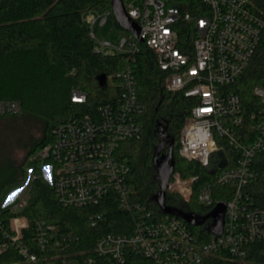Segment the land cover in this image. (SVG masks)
Segmentation results:
<instances>
[{
    "label": "built area",
    "instance_id": "obj_1",
    "mask_svg": "<svg viewBox=\"0 0 264 264\" xmlns=\"http://www.w3.org/2000/svg\"><path fill=\"white\" fill-rule=\"evenodd\" d=\"M122 2L139 30L137 38L127 31L116 47L124 54L125 66L110 83L119 95L91 114L58 123L52 140L31 157L40 165L36 170L28 168L22 186L5 203L23 194L16 203L22 206L32 180L38 177L63 206L97 207L112 200L130 215L129 230L100 234L92 254L77 250L66 254L64 250L79 236L57 232L53 223L36 220V253L21 242L26 218L15 216L9 220L12 233L2 230L6 240L0 250L8 247L7 240L19 241L24 264H58V260L60 264L69 260L71 264H255L252 255L264 254V208L254 204L250 183L264 175V88H252L253 106L247 112L231 87L264 36V16L252 0ZM110 13L105 9L84 14L93 41L94 27L102 26ZM139 42L155 55L164 72L163 86L194 100L182 122L178 153L206 168L208 178L198 186L196 201L210 207L207 212L218 202L224 204L219 235L194 231L171 214L158 216L132 196L128 183L132 165L119 156V147L124 140L138 139L143 127L146 106L137 96L134 74ZM99 44L110 46L103 40ZM70 99L85 102L86 92L72 88ZM20 112L19 101L0 99V116ZM197 179L198 174L182 177L173 171L166 190L188 202ZM104 214L103 210L90 211L89 226H97ZM206 221L197 226H205ZM254 243H260V248H254Z\"/></svg>",
    "mask_w": 264,
    "mask_h": 264
},
{
    "label": "trees",
    "instance_id": "obj_2",
    "mask_svg": "<svg viewBox=\"0 0 264 264\" xmlns=\"http://www.w3.org/2000/svg\"><path fill=\"white\" fill-rule=\"evenodd\" d=\"M110 1L0 0V99L19 101L21 112L11 116L21 114L37 118L42 128L40 137L33 140L27 152L25 163L18 166L0 164V203L8 187L22 183L28 168L36 170L40 165L38 159L31 157L52 140L53 128L58 123L70 116L91 114L99 105L113 101L119 95L118 88L108 79L115 81L118 62L124 54L97 50L84 21V14L88 11L109 9L111 12ZM252 2L264 16V0ZM138 45L134 74L137 96L146 106L143 127L138 139L124 140L119 147V156L132 165L128 175L132 196L156 215H162L153 198L158 191V182L152 166L153 152L161 139L155 134V125L161 123L166 127L167 140L172 141L174 171L182 177L198 174L188 202L165 190L164 203L184 212L204 215L210 207L197 203L196 190L208 178L206 168L182 158L178 153L182 122L194 100L180 92L168 91L163 86L164 72L158 68L155 55L144 43L139 42ZM102 75L105 78L101 84ZM255 85L264 88V36L247 68L231 87L240 95L247 112L253 106L252 88ZM72 88L86 92V101H71ZM5 116L9 115L0 116V119ZM250 184L254 191V204L264 208V175ZM98 210L104 211V219L91 227L88 213ZM15 216L26 218L27 226L21 232V242L26 244L28 251L36 253H39L33 238L36 220L53 223L57 232L71 231L79 236L77 242L64 250L66 254L74 250L92 254L94 242L100 234L128 232L130 223V215L118 209L112 200L106 199L97 207L63 206L52 188L38 177L32 180L22 206L0 208V244L6 240L2 230L12 233L9 220ZM189 226L194 231L209 234L204 226ZM7 242L8 247L0 250V264H24V257L19 252L20 242ZM253 246L261 245L254 243ZM252 258L255 264H264L263 253H255ZM57 263L60 264L61 260ZM65 264H71L70 260Z\"/></svg>",
    "mask_w": 264,
    "mask_h": 264
},
{
    "label": "rangeland",
    "instance_id": "obj_3",
    "mask_svg": "<svg viewBox=\"0 0 264 264\" xmlns=\"http://www.w3.org/2000/svg\"><path fill=\"white\" fill-rule=\"evenodd\" d=\"M94 32L96 38L94 40L95 47L106 53H117L118 50L116 47L119 40L122 36L127 35V31L115 25L111 13L108 15L107 21L102 26L96 25L94 27ZM100 40L109 42L110 46L101 48L99 44ZM124 66L125 60L124 57H122L118 62V70H122ZM108 81L110 83V79H108ZM41 129L40 120L30 116H23L20 114L13 117L9 115L0 119V164L11 163L18 166L25 163L27 152L30 149L33 140L40 137ZM21 186L22 184L20 182L19 184H13L6 189L4 197L0 203V208L10 207L18 202L23 194H20L10 202L5 203L7 198H10L12 191ZM28 186H26L25 191L28 189ZM18 207L19 205L16 204L13 208ZM208 221L209 219H207L206 223Z\"/></svg>",
    "mask_w": 264,
    "mask_h": 264
},
{
    "label": "water",
    "instance_id": "obj_4",
    "mask_svg": "<svg viewBox=\"0 0 264 264\" xmlns=\"http://www.w3.org/2000/svg\"><path fill=\"white\" fill-rule=\"evenodd\" d=\"M110 9L115 23L137 38L139 28L137 24L126 14L122 0H111ZM104 78L105 76L102 75L100 79L101 84L103 83ZM155 134L156 136L161 137L152 156V166L155 170V179L158 182V191L153 198L157 202L159 210L162 213L182 218L184 221L192 225H201L209 219L204 228L209 233L219 235L222 229L224 215V204L222 202L216 203L215 206L204 215L184 212L177 208L165 205L164 193L167 189L168 180L174 171L172 141L167 140L166 127L162 126L161 123H156Z\"/></svg>",
    "mask_w": 264,
    "mask_h": 264
}]
</instances>
